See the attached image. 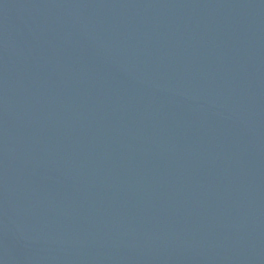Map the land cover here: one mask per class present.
Wrapping results in <instances>:
<instances>
[{
	"label": "water",
	"instance_id": "95a60500",
	"mask_svg": "<svg viewBox=\"0 0 264 264\" xmlns=\"http://www.w3.org/2000/svg\"><path fill=\"white\" fill-rule=\"evenodd\" d=\"M10 0H0V49L8 14Z\"/></svg>",
	"mask_w": 264,
	"mask_h": 264
}]
</instances>
